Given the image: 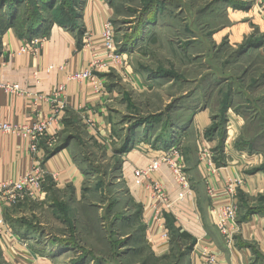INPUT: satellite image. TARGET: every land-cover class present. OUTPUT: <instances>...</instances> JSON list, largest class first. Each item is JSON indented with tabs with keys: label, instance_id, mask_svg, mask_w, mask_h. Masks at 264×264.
I'll return each instance as SVG.
<instances>
[{
	"label": "rangeland",
	"instance_id": "obj_1",
	"mask_svg": "<svg viewBox=\"0 0 264 264\" xmlns=\"http://www.w3.org/2000/svg\"><path fill=\"white\" fill-rule=\"evenodd\" d=\"M66 1L0 0V20L11 16L17 24L27 18L42 34L58 26L82 41L91 34L84 27L88 8L99 10L103 26L112 25L123 67L106 78L110 147L72 122L70 137L55 149L65 142L77 145L74 153L84 175L81 195L76 199L71 188L51 189L37 205L40 192L39 198L31 197L34 203L26 205L28 213L17 218L14 229L36 250H48L45 255L54 264H188L192 241L169 231L170 225L160 226L167 254H161L160 238L155 244L148 238L146 220L165 213L168 201L145 194L149 204L143 205L144 200L137 203L131 197L120 151L167 154L184 177L206 154L216 168L235 161L263 180L261 0H77L65 29L57 24V9ZM24 31L21 36L15 29L0 31V57L6 52L2 40L22 43ZM185 182L192 194L188 178ZM252 204L264 211V189ZM238 207L239 217L244 208ZM255 214L263 216L264 236V212ZM252 252L251 264H264V246Z\"/></svg>",
	"mask_w": 264,
	"mask_h": 264
},
{
	"label": "crops",
	"instance_id": "obj_2",
	"mask_svg": "<svg viewBox=\"0 0 264 264\" xmlns=\"http://www.w3.org/2000/svg\"><path fill=\"white\" fill-rule=\"evenodd\" d=\"M92 8H88L84 14V27L91 34L84 38L80 48L76 45L74 34L58 26H52L47 35L43 36L45 41L36 52L14 53L21 43L11 37L2 40L6 52L0 57V83L17 84L24 94L17 96L0 91V123L29 124L35 119H44L57 111L55 129L43 138L36 154L29 151L25 140L13 135L0 136V182L15 181L32 167L38 168L44 176L39 196L41 198L36 202L37 205H42L41 201L51 189L64 192L71 188L76 199L81 195L84 175L78 167L74 153L77 145L65 142L63 147H59V150L53 153L60 141L70 137L72 122L75 121L80 127L82 125V131L91 134L93 141L103 147H110L111 118L106 107L110 102L108 94L105 93L97 99L88 84L74 83L66 85L65 92L57 96L55 101L44 99L52 98L54 89L63 82L65 74L86 68L92 59L102 57L101 42L96 36L102 30L104 20L99 10ZM60 67H63L62 71ZM33 73L37 75L33 76ZM107 75L108 73L103 74L105 86ZM60 104L63 106L62 109H59ZM84 127L92 129L87 131ZM159 155L160 152L145 154L138 150L123 153V162L126 166L124 170L128 171L127 184L131 197L137 203L144 200L143 205L149 204L144 199L148 193L145 186L141 189L137 187L132 172L146 167ZM199 161L188 176L184 177L191 183V193L194 197L190 194L189 186L185 189L176 182L167 165H160L159 175L165 185L168 204L165 216L161 212L156 220L150 216L146 220L148 238L154 244L156 240L159 241L160 234L164 233L160 226L166 223L170 225L169 231L176 230L179 235L191 239L193 247L189 251L188 264H203L200 258L202 248L218 254L223 259L221 264H251L255 254L252 251L264 246L263 216L252 215L253 212L247 214L246 210H260L252 203L264 189V178L262 180L257 174L250 176L235 161L216 168L213 176L208 172L206 160ZM235 178L242 181L236 189V201L240 207L243 205L244 213L238 217V233L227 246L216 230L209 208L213 201L222 200L224 196L222 189L226 181ZM208 187L219 191L209 196L206 193ZM202 190H205V195ZM31 199L23 196L12 201L8 194L0 192V264H54L53 259L45 255L48 250L45 252L36 250L33 241L26 240L22 232H16L14 229L17 218L27 215L25 207L33 201ZM256 212L261 214L264 211ZM73 228L72 225L70 228L72 234ZM160 245L161 254H167L165 239L160 238Z\"/></svg>",
	"mask_w": 264,
	"mask_h": 264
},
{
	"label": "built area",
	"instance_id": "obj_3",
	"mask_svg": "<svg viewBox=\"0 0 264 264\" xmlns=\"http://www.w3.org/2000/svg\"><path fill=\"white\" fill-rule=\"evenodd\" d=\"M261 4L264 7V0H261ZM96 38L101 42L102 57L92 59L86 68L80 69L74 73L65 74L63 82L54 89L52 98H44L45 100L51 102L55 101L57 96L65 92L66 85L74 83L88 84L94 97L97 99L105 94L106 86L103 74H107L111 70L121 69L123 67V61L122 56L115 52L113 29L109 22L104 24ZM44 41L45 37L35 38L30 42L22 41L21 45L14 53L26 54L29 52H36L38 47H40ZM59 69L62 71L63 67H60ZM36 75V73H33V76ZM0 91L17 96H22L24 94L23 90L17 84L0 83ZM62 108L63 106L60 104L59 109ZM56 115L57 111H54L52 114L46 116V118L35 119L29 124L13 125L8 122L0 123V136L13 135L17 138L23 139L27 142L29 151L36 154L39 151L40 142L43 138L48 136L50 132L54 131L57 123ZM88 123L93 127L90 121H88ZM203 157V159L206 160L208 172L210 175L214 176L216 167L214 166L212 159L206 156V154H204ZM161 164L167 165L176 182L183 188L187 189L184 176L180 174L179 169H176V164L173 163V159L167 154L159 155L157 159L152 160L143 169L134 170L132 176L139 189H141L147 182L145 189L151 199H157L156 201L164 202L166 204L168 201L167 193L165 187L161 184L159 175ZM152 173L155 174L152 176L153 179L149 176ZM43 176L44 173L39 171L38 168L32 167L15 181L7 180L0 182V192L8 194L12 201H16L23 196L36 199L41 192ZM241 184L242 181L238 178L227 180L222 189L224 192L222 200L213 201L210 206V214L216 230L227 246L233 242L234 236L239 231V207L236 201V189ZM215 191L219 190H215L211 187L207 188V194L209 196H213ZM162 192L164 194H162ZM153 210L156 211L155 207H153ZM161 212L162 210L159 211L156 216L160 217ZM156 219L157 218L154 217L153 220ZM200 258L203 264H221L223 261L219 258L218 254L206 248L200 250Z\"/></svg>",
	"mask_w": 264,
	"mask_h": 264
},
{
	"label": "trees",
	"instance_id": "obj_4",
	"mask_svg": "<svg viewBox=\"0 0 264 264\" xmlns=\"http://www.w3.org/2000/svg\"><path fill=\"white\" fill-rule=\"evenodd\" d=\"M63 3L61 2L57 9V12H58L57 24L65 27V29H69L68 26H71L70 24L72 23V17L77 7V0H67L66 2H63ZM4 18L0 20V31L4 32L9 29H15L17 33L20 34L21 36L20 31L23 32V30L25 29L24 33L22 34H25L24 39L27 42H30L31 40L35 38H40V37L47 35V33L42 34L41 30H35V24H33L32 20H27V18H24L22 21H20L17 24L16 22H14L11 16L6 17L5 19ZM75 38H76V45L78 46V48H80L83 45L82 36L81 38L80 37H75ZM58 150L59 148L55 149L53 153H56ZM122 152L124 153L125 151L124 150L120 151V153ZM253 211L261 212L263 211V209L260 208V210L259 209H247L246 210L247 214H250V212H253ZM163 216H165V213H163Z\"/></svg>",
	"mask_w": 264,
	"mask_h": 264
}]
</instances>
